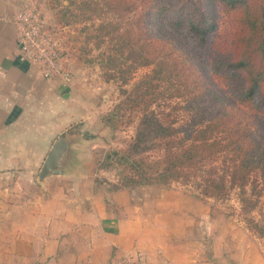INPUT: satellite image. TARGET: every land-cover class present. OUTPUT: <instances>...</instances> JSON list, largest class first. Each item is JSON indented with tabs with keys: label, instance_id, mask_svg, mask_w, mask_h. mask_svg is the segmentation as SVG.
Returning <instances> with one entry per match:
<instances>
[{
	"label": "trees",
	"instance_id": "16d2710c",
	"mask_svg": "<svg viewBox=\"0 0 264 264\" xmlns=\"http://www.w3.org/2000/svg\"><path fill=\"white\" fill-rule=\"evenodd\" d=\"M51 1L57 22L85 21L104 79L120 82L101 120L133 134L97 166L119 169L113 188L179 183L216 201L237 190L264 242V212L252 215L264 197V0Z\"/></svg>",
	"mask_w": 264,
	"mask_h": 264
},
{
	"label": "crops",
	"instance_id": "0c3cea01",
	"mask_svg": "<svg viewBox=\"0 0 264 264\" xmlns=\"http://www.w3.org/2000/svg\"><path fill=\"white\" fill-rule=\"evenodd\" d=\"M20 6L0 0V255L2 249L7 257L0 264H122L127 255L140 264H241L222 253L215 262L192 232L169 225L166 195L142 197L135 188L144 186L114 189L98 178V152H106L111 131L96 88L74 67L66 82L44 77L21 57L14 22ZM59 137L62 172L39 180ZM195 217L205 233L208 210ZM257 262L264 259L254 256Z\"/></svg>",
	"mask_w": 264,
	"mask_h": 264
},
{
	"label": "rangeland",
	"instance_id": "374dc122",
	"mask_svg": "<svg viewBox=\"0 0 264 264\" xmlns=\"http://www.w3.org/2000/svg\"><path fill=\"white\" fill-rule=\"evenodd\" d=\"M66 2V0H62L63 4H66ZM37 6L44 19V30L56 42L64 62L63 64L67 70L68 66L74 67L77 70L80 81H90L95 86L96 102L100 106L101 117L106 116L121 99L119 92L120 82L104 79L102 69L96 62L97 60H95L98 47L94 45L90 38H87V29L81 31L85 21L75 20L70 21L68 24L57 22V9L60 7L57 8V4L51 0H37ZM146 70V68H140L136 71L133 80L139 78ZM104 96L108 98L107 102L103 101ZM117 117L113 118L114 121L112 123L115 127H110L111 134L105 145L107 146L105 151L122 147L125 141L133 134V125L127 126L124 121H116ZM76 127L80 128V126ZM103 156L102 151L98 152V163ZM118 170L115 165L105 166L97 169V176L101 180H108L109 184H111L110 186L114 187V184L118 182ZM137 186H144L147 189H141L142 187L139 188ZM151 186H154V190L149 189ZM130 188H135V192L142 197L152 193L166 195L165 202L168 207H165L169 208V213L164 219L168 221L169 225L178 226V228L183 227L187 230L186 234L192 232L191 237L193 236L194 243H202L207 250L208 257L215 262L222 260V257L227 259V257L232 255L236 258L240 257L241 264H252L254 256L258 260L264 259V242L256 238L247 229L239 210L237 190H233L224 201H216L210 198L202 199L203 204L199 206L196 205L195 199L199 197L192 194L187 187L179 183H173L172 185H136ZM201 208L208 210L207 221H203L205 233L200 231V222L195 217ZM182 209L183 213H180ZM185 209H188L186 213ZM190 210H192L191 213ZM263 212L264 197H261L259 206L257 210L252 212V215L258 217ZM1 252L0 260L6 259L7 257L3 256L2 249ZM220 253L223 254L222 257L220 255L216 256V254ZM230 264L234 263L230 261Z\"/></svg>",
	"mask_w": 264,
	"mask_h": 264
},
{
	"label": "built area",
	"instance_id": "2783aa9c",
	"mask_svg": "<svg viewBox=\"0 0 264 264\" xmlns=\"http://www.w3.org/2000/svg\"><path fill=\"white\" fill-rule=\"evenodd\" d=\"M17 28V42L21 57L36 64L44 77H61L70 80V72L62 61L61 53L53 38L44 30L37 0H21V8L14 15ZM122 264H140L137 259L127 255Z\"/></svg>",
	"mask_w": 264,
	"mask_h": 264
},
{
	"label": "water",
	"instance_id": "95a60500",
	"mask_svg": "<svg viewBox=\"0 0 264 264\" xmlns=\"http://www.w3.org/2000/svg\"><path fill=\"white\" fill-rule=\"evenodd\" d=\"M63 138L59 137L55 140V142L53 143L50 152L48 153V155L46 156L42 167L39 170V180H42V178L48 173V172H52V173H61L62 170L58 167V163H57V159L60 156V152H59V148L60 145L63 142Z\"/></svg>",
	"mask_w": 264,
	"mask_h": 264
}]
</instances>
